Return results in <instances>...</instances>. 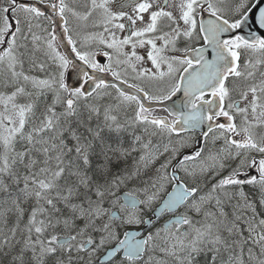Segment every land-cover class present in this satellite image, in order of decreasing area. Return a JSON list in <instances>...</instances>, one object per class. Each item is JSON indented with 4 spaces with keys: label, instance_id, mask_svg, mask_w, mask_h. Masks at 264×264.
Wrapping results in <instances>:
<instances>
[{
    "label": "snow or ice",
    "instance_id": "snow-or-ice-1",
    "mask_svg": "<svg viewBox=\"0 0 264 264\" xmlns=\"http://www.w3.org/2000/svg\"><path fill=\"white\" fill-rule=\"evenodd\" d=\"M0 264H264V0H0Z\"/></svg>",
    "mask_w": 264,
    "mask_h": 264
}]
</instances>
